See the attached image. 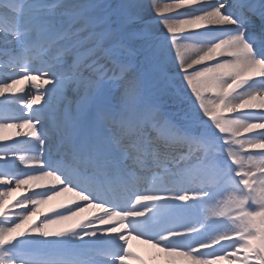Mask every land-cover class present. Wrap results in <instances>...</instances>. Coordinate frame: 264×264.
<instances>
[{"label":"snow or ice","instance_id":"obj_1","mask_svg":"<svg viewBox=\"0 0 264 264\" xmlns=\"http://www.w3.org/2000/svg\"><path fill=\"white\" fill-rule=\"evenodd\" d=\"M8 129L0 264H264V0H0Z\"/></svg>","mask_w":264,"mask_h":264},{"label":"bare ground","instance_id":"obj_2","mask_svg":"<svg viewBox=\"0 0 264 264\" xmlns=\"http://www.w3.org/2000/svg\"><path fill=\"white\" fill-rule=\"evenodd\" d=\"M165 2H170V0H165ZM18 87H20V86H18ZM24 87L27 88L26 85H25ZM33 91H35V90H33ZM18 94H19V93H18ZM41 103H43V101H41ZM35 107H39V105H34L33 108H35ZM25 111H27V110L25 109ZM0 137L8 138V139L0 140V144H3V143H11L13 139H16V140L23 139L22 137H15V130H13V129H8V130H5L4 132L0 133ZM20 147H21V149L23 150L24 146L21 145ZM21 154H26V153H24L23 151H21ZM21 168H23L22 165H21ZM0 187H2V186H0ZM17 195H19V194H18V193H13V197H15V196H17ZM226 198H227V194L224 196V199H226ZM59 199L62 200V199H64V197H61V198H59ZM11 202H12V200L9 199V203H11ZM95 213H96V210H95V209L87 208V209L85 210V212L81 213V216L78 217V219L83 218V217H85V216H90V215L95 214ZM135 244H136V242H135ZM153 254L156 255V259H157L158 261H159V260H164V259H166V258H164L163 255L160 254V253H156V252H154Z\"/></svg>","mask_w":264,"mask_h":264}]
</instances>
